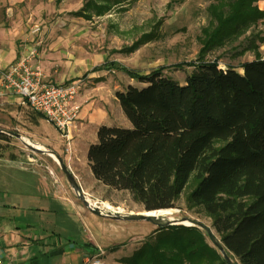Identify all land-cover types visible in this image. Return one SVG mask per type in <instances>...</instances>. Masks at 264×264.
<instances>
[{"label": "trees", "instance_id": "obj_1", "mask_svg": "<svg viewBox=\"0 0 264 264\" xmlns=\"http://www.w3.org/2000/svg\"><path fill=\"white\" fill-rule=\"evenodd\" d=\"M257 2L210 4L204 53L239 41L251 29L244 51H254L253 30L264 20ZM109 66L94 71L118 69L147 86L129 85L115 94L132 128L98 129L97 143L86 152L94 179L158 211L173 210L193 177L187 205L211 219L229 258L234 264H264V58L243 63V73L201 62L183 86L162 69L142 75L116 62ZM120 264L226 262L205 231L181 225L157 229Z\"/></svg>", "mask_w": 264, "mask_h": 264}, {"label": "rangeland", "instance_id": "obj_2", "mask_svg": "<svg viewBox=\"0 0 264 264\" xmlns=\"http://www.w3.org/2000/svg\"><path fill=\"white\" fill-rule=\"evenodd\" d=\"M35 1L37 12L35 14L32 8L33 13L26 16L25 23L29 26L26 32V35L30 36L28 43L37 45L38 42L36 65L40 66V61L46 72L57 69V72L52 71L51 84L63 85L70 81H81L82 90L79 95L86 91L91 93L92 89L99 88L96 92L100 93V97L106 98L109 108H112L113 97L117 91L124 92L129 85L138 89L147 86L118 69L93 73L96 68L109 66L110 62H116L142 75L162 69L165 77L172 78L183 86L187 76L194 73L201 62L216 61L221 69L226 70L228 67L239 68L243 63L254 60L257 55L264 58V20L253 30L257 47L254 51H244L251 29L239 41L204 53L202 39L205 34L202 31L210 25L208 9L210 4L217 0ZM37 26L40 31L33 34ZM138 41H142V45L136 52H130L129 48ZM9 94L11 93L5 92L2 96ZM100 97L92 96L89 102ZM17 107V121L14 126L17 128L11 132L18 133L35 145L45 141L48 147L42 145L43 148L60 156L85 197L98 206L108 202L114 209L119 208L120 214H142L147 211L136 203L128 192L113 191L94 179L87 162L88 149L85 144L79 145L75 141L73 128L79 119L73 124L71 138L65 141L56 127L46 119H41L27 106ZM0 117L1 120H6L5 116ZM125 122V125H119L120 128H132L127 118ZM9 139L14 140L24 154L34 155L37 165L46 169L50 177L53 176L54 183L61 187H70L71 195L78 205L89 216L94 217V222H89L95 229L93 242L104 250L107 264H120V259L130 257L146 237L158 229L145 221L125 223L95 216L76 196L57 161L47 154L33 153L13 136ZM95 139L96 144L98 139ZM6 171V184L9 189H13L17 178L13 179L10 176L13 173L7 169ZM195 186L196 182L191 177L176 202L174 210L178 212L174 217H188L203 223L220 239L213 228V222L203 209L190 208L187 205V197ZM58 227L64 234L61 226Z\"/></svg>", "mask_w": 264, "mask_h": 264}, {"label": "crops", "instance_id": "obj_3", "mask_svg": "<svg viewBox=\"0 0 264 264\" xmlns=\"http://www.w3.org/2000/svg\"><path fill=\"white\" fill-rule=\"evenodd\" d=\"M257 4L264 12V0H258ZM35 6V0H0V80L9 65L37 49L38 42L37 45L28 43L29 26L25 23L28 14L33 10L36 14ZM39 64L52 83V71L57 69L46 72L40 61ZM240 66L235 70L243 73ZM98 89H92L93 94L86 91L78 95L75 102L79 112L73 128L75 141L85 144L87 149L95 144L101 126L126 124L116 96L109 108L106 98L96 92ZM1 91L0 84V116L6 117L4 121L0 117V130L11 132L17 128L14 126L20 103L12 94L2 96ZM92 96L100 98L89 102ZM4 135L8 138L0 137V259L3 264H83L86 257L101 249L93 242L95 229L89 224L90 220L94 222V217L78 205L70 187L54 183L53 176L38 166L32 155L21 152L15 141ZM39 144L47 146L45 141ZM6 169L13 173L10 174L13 179L17 178L13 189L6 184Z\"/></svg>", "mask_w": 264, "mask_h": 264}, {"label": "built area", "instance_id": "obj_4", "mask_svg": "<svg viewBox=\"0 0 264 264\" xmlns=\"http://www.w3.org/2000/svg\"><path fill=\"white\" fill-rule=\"evenodd\" d=\"M40 31L37 26L33 34ZM38 58L36 50H32L22 60L9 65L1 76V94L7 92L18 98L21 106L29 107L33 112L42 114L45 119L61 135L62 140L69 141L73 124L79 119L75 102L82 90L81 81H70L68 84H51L43 70L35 64ZM96 207L115 213H121L119 208L105 209L103 204ZM104 250L99 249L94 255L84 259L83 264H107ZM0 264L3 260L0 259Z\"/></svg>", "mask_w": 264, "mask_h": 264}, {"label": "water", "instance_id": "obj_5", "mask_svg": "<svg viewBox=\"0 0 264 264\" xmlns=\"http://www.w3.org/2000/svg\"><path fill=\"white\" fill-rule=\"evenodd\" d=\"M0 134H6L8 136H13L15 137L17 140L22 141L25 146H27L33 153H37V154H47L50 157L54 156L56 161L59 163L60 168L63 170V172L66 175L67 181L70 184V186L72 187V189L74 190L75 194L77 197H79V199L83 202V204L90 210L92 211L95 215H97L98 217H105V218H109L112 221H119V222H125V223H130V222H147V223H151L153 224L155 227L159 228H163V229H168L171 228L173 226H189V227H197L203 231L206 232V234L209 236L210 241L213 245V247L217 250H219L226 262V264H234L233 260H231L229 258V256L226 253V249L224 248L222 242L220 241V239L218 237H216V235H214L211 231V229L209 227H207L205 224L197 222L191 218H183V219H170V218H164L162 216H156L153 213L161 211H146L142 214H120V213H115L113 214L112 212L103 210L101 208L96 207L95 205H92L89 201V199L87 197L84 196L78 182L75 180L74 175L72 174V172L69 170V168H67L63 162V160L60 158V156L54 152H49L46 149H39L36 148L34 145H32V141L31 143H28L27 141H25L22 136H20L18 133H14V132H6L4 130H0ZM30 141V140H29ZM34 156V155H32ZM166 211V210H165ZM189 223V224H187Z\"/></svg>", "mask_w": 264, "mask_h": 264}, {"label": "bare ground", "instance_id": "obj_6", "mask_svg": "<svg viewBox=\"0 0 264 264\" xmlns=\"http://www.w3.org/2000/svg\"><path fill=\"white\" fill-rule=\"evenodd\" d=\"M25 141H27L28 143H31V141H29L27 138L26 139H24ZM32 145H34L36 148H39V149H43V146L41 145H35V144H33L32 143ZM52 158L56 161V159H55V157L54 156H52ZM89 201H90V203L92 204V205H94V203H93V201H91L90 199H89ZM103 207L105 208V209H108V210H110V209H113V207L108 203V202H104L103 203ZM178 211H176V210H161V211H158V212H155V213H153L154 215H156L157 217L158 216H162V217H164V218H170V219H176L175 217H174V215H175V213H177ZM187 224H189V223H187Z\"/></svg>", "mask_w": 264, "mask_h": 264}]
</instances>
